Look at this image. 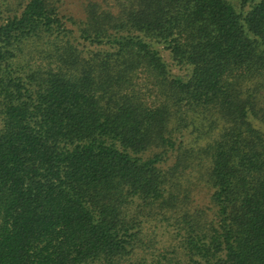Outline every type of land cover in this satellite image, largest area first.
<instances>
[{"label":"trees","instance_id":"16d2710c","mask_svg":"<svg viewBox=\"0 0 264 264\" xmlns=\"http://www.w3.org/2000/svg\"><path fill=\"white\" fill-rule=\"evenodd\" d=\"M65 2L0 0V264H264V0Z\"/></svg>","mask_w":264,"mask_h":264},{"label":"rangeland","instance_id":"374dc122","mask_svg":"<svg viewBox=\"0 0 264 264\" xmlns=\"http://www.w3.org/2000/svg\"><path fill=\"white\" fill-rule=\"evenodd\" d=\"M87 0H66L65 7L68 8L71 12H74L77 15L83 13V4ZM198 198L195 200L199 205H203L204 203H208V196H204L202 193H198ZM204 196V197H203ZM155 223L148 224L147 234L148 239L153 238L155 240L156 247L162 249L166 246H169L170 243H173V240L168 233V231L163 227L155 228ZM151 228V229H149Z\"/></svg>","mask_w":264,"mask_h":264}]
</instances>
